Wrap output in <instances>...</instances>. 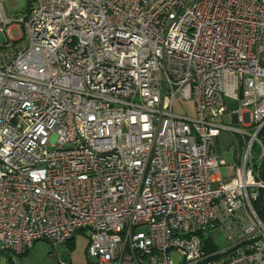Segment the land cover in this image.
I'll return each mask as SVG.
<instances>
[{
	"label": "built area",
	"instance_id": "2783aa9c",
	"mask_svg": "<svg viewBox=\"0 0 264 264\" xmlns=\"http://www.w3.org/2000/svg\"><path fill=\"white\" fill-rule=\"evenodd\" d=\"M4 1L0 255L264 264V0Z\"/></svg>",
	"mask_w": 264,
	"mask_h": 264
},
{
	"label": "rangeland",
	"instance_id": "374dc122",
	"mask_svg": "<svg viewBox=\"0 0 264 264\" xmlns=\"http://www.w3.org/2000/svg\"><path fill=\"white\" fill-rule=\"evenodd\" d=\"M34 6L33 0H5L4 7L7 15L13 20H19L22 17L28 15L29 10ZM21 30L19 27L14 26L11 28L10 33L13 39H17L20 36ZM4 41V37L0 34V42ZM224 123L230 124L228 116L225 115ZM218 152L226 160L227 163L231 162L232 147L226 151L222 144L218 145ZM228 168H220V177L227 179L230 177ZM87 231L78 232L74 237V248L69 250L65 244H61L57 247H52L51 243L46 240H38L31 247L30 251L25 256H19L9 252V259L6 258L7 264H60L64 254L69 256V264H86L85 245L87 242ZM171 257L174 263L179 261V253L173 251ZM4 262V259L0 257V264ZM13 262V263H11Z\"/></svg>",
	"mask_w": 264,
	"mask_h": 264
},
{
	"label": "trees",
	"instance_id": "16d2710c",
	"mask_svg": "<svg viewBox=\"0 0 264 264\" xmlns=\"http://www.w3.org/2000/svg\"><path fill=\"white\" fill-rule=\"evenodd\" d=\"M176 106V105H175ZM177 111L178 110H180V108L178 107V106H176V108H175ZM259 137L261 138V140H262V143H263V147H264V127H263V129H261L260 130V134H259ZM264 164V163H263ZM257 204L255 203V206H256ZM258 206V205H257ZM78 232H83L82 230H80V231H78ZM77 232V233H78ZM76 233V234H77ZM76 234H74V236L70 239V240H68L66 243H65V245L67 246V248L69 249V250H72L73 248H74V246H75V244H74V237H75V235ZM47 241V240H46ZM87 243H88V240H87V242H86V245H85V255H86V246H87ZM27 251L28 250H24L21 254H20V256H25L26 254H27ZM68 255V254H67ZM86 264H90L91 262H90V260L86 257Z\"/></svg>",
	"mask_w": 264,
	"mask_h": 264
},
{
	"label": "crops",
	"instance_id": "0c3cea01",
	"mask_svg": "<svg viewBox=\"0 0 264 264\" xmlns=\"http://www.w3.org/2000/svg\"><path fill=\"white\" fill-rule=\"evenodd\" d=\"M229 139L230 138H229L228 134H226L225 132H221L220 136L218 137V145L222 144V146L225 148L227 146V143H228ZM30 249L31 248L27 249L28 250L27 253L30 251ZM8 254H9V252L7 254L4 253V254L0 255V257H2V259H4V262L2 264L7 263L5 259L6 258H8V259L10 258ZM11 263H13V262H11Z\"/></svg>",
	"mask_w": 264,
	"mask_h": 264
},
{
	"label": "water",
	"instance_id": "95a60500",
	"mask_svg": "<svg viewBox=\"0 0 264 264\" xmlns=\"http://www.w3.org/2000/svg\"><path fill=\"white\" fill-rule=\"evenodd\" d=\"M63 261H66L67 263H69V256L67 254H64L63 256Z\"/></svg>",
	"mask_w": 264,
	"mask_h": 264
}]
</instances>
